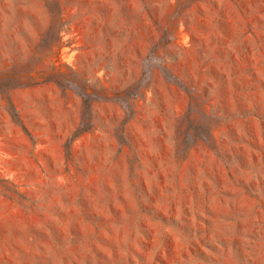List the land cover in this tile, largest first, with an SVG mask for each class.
<instances>
[{"label": "rangeland", "instance_id": "rangeland-1", "mask_svg": "<svg viewBox=\"0 0 264 264\" xmlns=\"http://www.w3.org/2000/svg\"><path fill=\"white\" fill-rule=\"evenodd\" d=\"M0 264H264V0H0Z\"/></svg>", "mask_w": 264, "mask_h": 264}]
</instances>
